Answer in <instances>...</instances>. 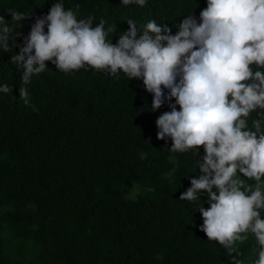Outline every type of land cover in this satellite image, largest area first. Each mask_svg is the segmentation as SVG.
Returning a JSON list of instances; mask_svg holds the SVG:
<instances>
[{"label": "trees", "instance_id": "obj_1", "mask_svg": "<svg viewBox=\"0 0 264 264\" xmlns=\"http://www.w3.org/2000/svg\"><path fill=\"white\" fill-rule=\"evenodd\" d=\"M57 2L73 11L78 4L77 19L93 17V27L104 20L112 44L129 19L138 36L150 20L175 35L186 16L199 23L207 7V0H146L143 7L121 0H0L4 23L12 21L9 10L31 15L14 28L13 51L0 49V85L13 89L0 92V264H231L232 256L199 230L207 194L179 199L200 175L197 161L205 153L203 147L198 154L171 152V138L157 139L156 121L171 111L167 99L152 111L153 94L142 79L84 68L66 74L50 61L22 85L25 69L11 56ZM260 112L251 113L249 126ZM259 184L264 191V179ZM246 235L235 245L237 259L254 264L258 246Z\"/></svg>", "mask_w": 264, "mask_h": 264}, {"label": "clouds", "instance_id": "obj_2", "mask_svg": "<svg viewBox=\"0 0 264 264\" xmlns=\"http://www.w3.org/2000/svg\"><path fill=\"white\" fill-rule=\"evenodd\" d=\"M121 2L143 7L146 0ZM78 10V4L73 11L57 2L46 16L36 18L20 53L11 56V63L25 69L22 85L44 72L48 61L66 74L84 68L142 79L153 94L152 111L165 99L171 108L156 121L157 139L171 138L170 151L176 153L198 154L204 148L197 161L200 175L190 179L191 186L179 197L195 202L207 194L209 207L198 208L203 219L199 230L232 256L231 264H242L235 245L253 234L258 246L254 264H264V191L259 184L264 179V0H207L200 22L189 14L175 35L167 25L150 20L138 36L137 24L129 19V29L116 44L107 39L113 29H106L104 20L93 27L94 18L78 20ZM9 14L11 23L0 16L4 52L13 51L9 39L14 28L31 17L13 10ZM163 89L169 90L166 97ZM12 90L0 85V92ZM19 96L28 103L26 87L19 88ZM257 109L260 118L249 126ZM241 176L257 183L245 184Z\"/></svg>", "mask_w": 264, "mask_h": 264}]
</instances>
